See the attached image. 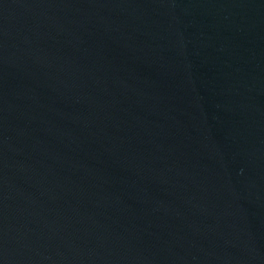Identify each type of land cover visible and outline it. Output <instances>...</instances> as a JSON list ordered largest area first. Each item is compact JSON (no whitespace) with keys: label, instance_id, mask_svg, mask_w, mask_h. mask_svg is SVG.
Returning a JSON list of instances; mask_svg holds the SVG:
<instances>
[{"label":"water","instance_id":"1","mask_svg":"<svg viewBox=\"0 0 264 264\" xmlns=\"http://www.w3.org/2000/svg\"><path fill=\"white\" fill-rule=\"evenodd\" d=\"M0 264H264V0H0Z\"/></svg>","mask_w":264,"mask_h":264}]
</instances>
